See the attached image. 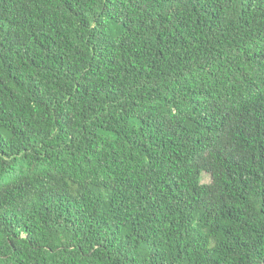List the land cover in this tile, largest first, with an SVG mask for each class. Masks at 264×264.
I'll use <instances>...</instances> for the list:
<instances>
[{"label": "trees", "instance_id": "obj_1", "mask_svg": "<svg viewBox=\"0 0 264 264\" xmlns=\"http://www.w3.org/2000/svg\"><path fill=\"white\" fill-rule=\"evenodd\" d=\"M0 264H264V0H0Z\"/></svg>", "mask_w": 264, "mask_h": 264}, {"label": "rangeland", "instance_id": "obj_2", "mask_svg": "<svg viewBox=\"0 0 264 264\" xmlns=\"http://www.w3.org/2000/svg\"><path fill=\"white\" fill-rule=\"evenodd\" d=\"M200 181H201L202 184H208V183L211 182V177H210L209 174H207V173H203V174L201 175V179H200Z\"/></svg>", "mask_w": 264, "mask_h": 264}]
</instances>
